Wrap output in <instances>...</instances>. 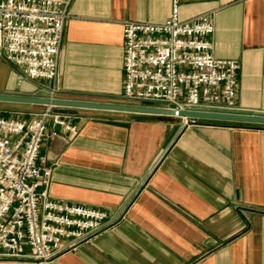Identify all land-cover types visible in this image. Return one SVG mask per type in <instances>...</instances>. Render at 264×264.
I'll return each mask as SVG.
<instances>
[{"label":"crops","instance_id":"1","mask_svg":"<svg viewBox=\"0 0 264 264\" xmlns=\"http://www.w3.org/2000/svg\"><path fill=\"white\" fill-rule=\"evenodd\" d=\"M174 2L180 20L212 18V54L237 61L236 113L264 116V0H70L56 92L46 81L18 83L21 70L0 61V93L125 104L121 23H161ZM13 104L21 107L0 115L30 120L49 107L3 105ZM50 111L77 133L46 119L57 133L38 160L51 170L49 199L104 209L108 224L49 264H264V125Z\"/></svg>","mask_w":264,"mask_h":264},{"label":"built area","instance_id":"2","mask_svg":"<svg viewBox=\"0 0 264 264\" xmlns=\"http://www.w3.org/2000/svg\"><path fill=\"white\" fill-rule=\"evenodd\" d=\"M70 0H0V61L21 70L18 83L46 81L54 94ZM122 95L127 105L236 113L239 65L212 54V18L180 20L174 2L161 23L123 21ZM51 107L38 117L0 115V260L49 264L108 224L104 209L55 202L51 170L39 166L46 119L76 134ZM237 114V113H236ZM182 126L200 119L178 117Z\"/></svg>","mask_w":264,"mask_h":264},{"label":"water","instance_id":"3","mask_svg":"<svg viewBox=\"0 0 264 264\" xmlns=\"http://www.w3.org/2000/svg\"><path fill=\"white\" fill-rule=\"evenodd\" d=\"M1 103H17L28 105H40L49 107H69L80 109H92V110H106L115 112H125L134 114H153V115H165V116H178L184 118H195L200 120H213L229 123H243V124H256L264 125V116L245 115L236 113H219L209 111H197V110H172L168 108L160 107H147L117 103H98V102H86L75 100H63L57 98L48 97H31L13 94L0 93Z\"/></svg>","mask_w":264,"mask_h":264},{"label":"rangeland","instance_id":"4","mask_svg":"<svg viewBox=\"0 0 264 264\" xmlns=\"http://www.w3.org/2000/svg\"><path fill=\"white\" fill-rule=\"evenodd\" d=\"M6 65V66H5ZM3 67H9L10 68V70L11 69H13V68H15V69H17L16 67H14V66H12V65H9V64H5ZM12 70V75L11 74H9V77L12 79V78H14V76H15V74H19L20 72H17V70ZM2 70V69H1ZM19 71V70H18ZM0 90H7V89H4L3 87L1 88V86H0ZM4 103H1L0 102V110H1V106H2V109H4V108H7V107H3V106H11L12 108H19V107H21V105H15V104H13V105H3ZM8 113H11V114H14V112H8Z\"/></svg>","mask_w":264,"mask_h":264},{"label":"trees","instance_id":"5","mask_svg":"<svg viewBox=\"0 0 264 264\" xmlns=\"http://www.w3.org/2000/svg\"><path fill=\"white\" fill-rule=\"evenodd\" d=\"M237 124H240V123H237Z\"/></svg>","mask_w":264,"mask_h":264}]
</instances>
